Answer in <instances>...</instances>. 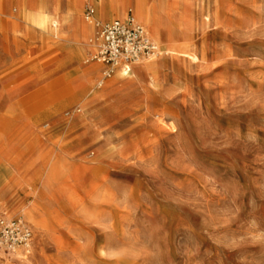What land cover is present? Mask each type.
Segmentation results:
<instances>
[{
    "label": "rangeland",
    "instance_id": "374dc122",
    "mask_svg": "<svg viewBox=\"0 0 264 264\" xmlns=\"http://www.w3.org/2000/svg\"><path fill=\"white\" fill-rule=\"evenodd\" d=\"M104 1L0 0V217L35 230L0 264H264V0H144L162 53L122 77Z\"/></svg>",
    "mask_w": 264,
    "mask_h": 264
},
{
    "label": "built area",
    "instance_id": "2783aa9c",
    "mask_svg": "<svg viewBox=\"0 0 264 264\" xmlns=\"http://www.w3.org/2000/svg\"><path fill=\"white\" fill-rule=\"evenodd\" d=\"M84 18L96 28L98 50L93 59L108 66L104 76H110L114 68L122 65L130 71L137 61L158 53V46L147 29L129 13L125 18L97 21L94 8L89 5ZM34 237L35 230L27 220L0 217V253L9 256L19 249L28 251Z\"/></svg>",
    "mask_w": 264,
    "mask_h": 264
},
{
    "label": "bare ground",
    "instance_id": "6f19581e",
    "mask_svg": "<svg viewBox=\"0 0 264 264\" xmlns=\"http://www.w3.org/2000/svg\"><path fill=\"white\" fill-rule=\"evenodd\" d=\"M108 5L111 6V7H112V6L120 7V6H122V2H120L119 0H107V1L105 0L103 3H99V2H97V3H96V6H97L98 9H99V12L96 14L97 17H99V13H100V14L104 13V11L107 9ZM72 6H73L72 9H77V8H78V2H77V0H75L74 5H72ZM149 12H150V14L152 13V11L149 9V7L147 6V4H146V2H145L144 0H136V2H135V6H134V16H133V18H134V20H135L137 23L143 25L146 29H147V27L145 26V24H143V23L140 21V19L143 18L144 13H145V14H148ZM70 16H72L71 11H70V12H67V13L64 15V17H62V20L65 21V20H67L68 17H70ZM125 17H126V13L124 14V12H123V15H122L121 18H125ZM33 22H34L35 24H37V25L41 28V31L43 30V31H46L47 33H48V31H49L50 26H51V27L53 26L54 28H57V25H58V22H57L56 20H52V21H50V18H49V17H44V16H43V17H40V18H36V19H34ZM154 22H155V24H157V25L160 24V22H159V20L157 19L156 16H154ZM150 28H151L152 31H154V29H155L154 25L151 26ZM147 30H148V29H147ZM148 32H149V31H148ZM95 45H96L95 43L92 44L93 47H94ZM160 48H161V47H160ZM161 49H162V48H161ZM161 53H162V52L159 51L158 53H156V54L150 56V58L147 59V60H139V61H137L136 64H140V63H142V62H144V61H152L153 59H155V58L157 57L156 55L161 54ZM116 69L119 70V75H118V77H122L124 74H127V73L129 72L128 69L126 68V66H123V65L117 67ZM146 69H147V70H152V69H154V65H152V64L149 65V64H148V65H146ZM36 212H37L36 208H34V207H29V208H28V215H29V216H31V215L34 216V214H35ZM38 223H39L40 225H45V221H44L43 219H40ZM14 254H15V255H18V256L23 255V254H22V249L17 250Z\"/></svg>",
    "mask_w": 264,
    "mask_h": 264
}]
</instances>
